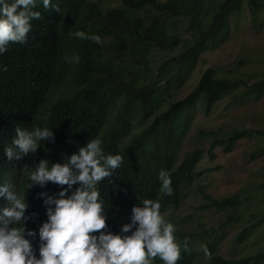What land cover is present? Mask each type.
Returning a JSON list of instances; mask_svg holds the SVG:
<instances>
[{"label": "trees", "instance_id": "trees-1", "mask_svg": "<svg viewBox=\"0 0 264 264\" xmlns=\"http://www.w3.org/2000/svg\"><path fill=\"white\" fill-rule=\"evenodd\" d=\"M120 2L119 7L103 9L96 0H52L57 12L44 9L42 0H36L34 11L41 12L42 18L31 22L27 42H10L0 54V185L11 184L12 179L15 183L10 190L28 204L22 223L36 233L25 238L37 259L39 230L48 222V209L55 210V204L46 201L59 199V193L68 188L47 182L29 189L28 173L42 160L48 161L49 170L53 164L63 165L92 139L102 142L105 156L121 155V166L99 182L97 189L107 216L105 234L131 235L139 227L133 209L143 208L144 199L158 200L162 212L186 197L184 185L193 180L204 153V149L195 148L177 160L190 109L200 103L208 114L224 95L241 88L242 95L253 100L264 93V75L248 83L243 78L219 77L214 67H208L186 96L175 101L165 98L192 69L191 61L199 53L228 38L232 14L246 5L255 16L264 0H217L214 5L209 0ZM181 22L186 24L187 37L179 30ZM77 31L98 35L102 43L76 38L73 33ZM55 86L60 95L51 99ZM162 101L168 102L166 108ZM17 127L27 131L48 128L53 137L38 141L35 153L9 162L4 149L12 146ZM242 139L264 141V127L233 129L226 137L212 139L207 153L214 158L218 146L230 152ZM25 165L28 167L22 172ZM161 170L170 174V196L160 191ZM78 187L69 189V195ZM6 199L0 196V211ZM211 201L219 211L242 203L236 194ZM233 217L228 216L222 228ZM129 225L131 231L124 233L123 228ZM253 226L243 228L237 241L245 239ZM174 236L181 246L186 237L189 240V250L181 247L177 264H191L205 256L202 245L212 253L207 264H253L264 258L262 252L240 258L221 256L217 250L225 233L219 234L213 227L191 233L178 227ZM196 240H201V245H195ZM157 261L164 264L159 258Z\"/></svg>", "mask_w": 264, "mask_h": 264}, {"label": "clouds", "instance_id": "clouds-1", "mask_svg": "<svg viewBox=\"0 0 264 264\" xmlns=\"http://www.w3.org/2000/svg\"><path fill=\"white\" fill-rule=\"evenodd\" d=\"M42 3L44 9L59 12L52 0H42ZM35 8L36 0H13L12 3L0 0V54L7 51L10 42H27L32 30L31 22L42 18L41 12L34 11ZM73 35L102 43L98 35L82 31ZM15 132L12 146L4 149L9 162L35 153L39 148L38 141L53 137L48 128L27 131L17 127ZM101 143L99 139H92L67 163L53 164L49 170L48 161L42 160L34 172L28 173L31 181L29 189L37 183L43 186L47 182L68 186L59 193V199L49 198L46 201L54 203L55 210L48 209V222L39 230V259L31 242L25 238L34 237L36 233L27 230L22 223L28 204L22 196L10 190L11 184L0 185V196H6L11 203V207L3 209V216L0 217L4 223V227H0V264H152L154 260L161 264L157 258L164 264H177L181 259V247L184 251L189 250L187 237L182 246L176 241L175 227L161 215L165 210L160 212L158 200L144 199L143 208L133 209L134 222L139 227L131 235L105 234L107 216L97 184L113 175V170L121 166L123 157L105 156ZM27 167L25 165L22 172ZM158 179L162 182L160 191L172 195L170 174L161 170ZM77 184L80 187L69 195L68 190ZM9 224L12 226L9 227ZM130 231V225L123 228L124 233ZM201 250L206 259H211L212 253L206 245H202Z\"/></svg>", "mask_w": 264, "mask_h": 264}, {"label": "rangeland", "instance_id": "rangeland-1", "mask_svg": "<svg viewBox=\"0 0 264 264\" xmlns=\"http://www.w3.org/2000/svg\"><path fill=\"white\" fill-rule=\"evenodd\" d=\"M96 1L103 9L121 6L120 0ZM216 1L209 0L211 5ZM142 16L147 18L148 14ZM179 30L182 37L188 36L184 22L180 23ZM191 63L192 69L184 74L178 86L169 90L171 94L165 98L175 101L186 96L208 67H214L219 77L243 78L248 83L261 78L264 75V4L255 16H251L247 6L243 5L229 19L228 38L222 42L218 40L213 48L203 50ZM159 84L163 86L164 81ZM242 92L241 88L224 95L208 114L200 103L190 109L189 127L183 135L177 160H182L195 148L204 149L203 158L195 167L193 180L184 185L186 197L178 206L161 213L166 222L186 233L201 232L210 227L219 234L224 232L217 251L225 258L264 253V141L242 139L230 152L218 146L214 148V158L207 153L212 139L226 137L233 129L264 127V93L253 100L243 96ZM59 95L55 86L49 98L55 99ZM162 102V108H166L168 102ZM46 104L49 105L50 101ZM10 182L15 183L12 179ZM235 194L242 201L237 208L219 211L212 206L211 200ZM9 207L11 203L7 199L1 203L0 217L3 209ZM228 216L234 217L222 228ZM251 224L254 226L250 234L238 242L239 233ZM0 227H4L3 219H0ZM201 243V240H196L195 245ZM208 260L202 256L191 264H207ZM152 264L158 263L154 260ZM253 264H264V258Z\"/></svg>", "mask_w": 264, "mask_h": 264}]
</instances>
